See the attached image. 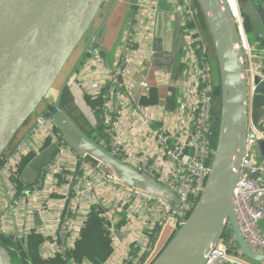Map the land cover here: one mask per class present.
Listing matches in <instances>:
<instances>
[{
  "label": "built area",
  "instance_id": "2783aa9c",
  "mask_svg": "<svg viewBox=\"0 0 264 264\" xmlns=\"http://www.w3.org/2000/svg\"><path fill=\"white\" fill-rule=\"evenodd\" d=\"M226 1L245 51L250 115L254 78L264 80V51L260 59H254L255 47L247 41L238 0L236 7ZM162 2L134 4L111 54L95 44L99 32L95 33L64 85L80 107L86 97L100 100L98 118L89 106L82 109L89 127L101 128L103 138L95 145L170 190L179 201V210L123 185L110 169L102 170L78 156L64 142L51 116L35 113L27 130L0 156V235L21 243L25 250L27 239L38 238L41 260L67 257L89 214L98 209L111 235V252L102 264H150L159 253L154 242L164 224L169 222L171 228L169 240L201 195L215 149L211 144L216 89L212 56L197 29L194 2L165 0L171 16L180 14V46L173 65L163 63L164 58L156 61L161 47L155 25ZM263 139L264 119L256 126L249 119L234 190L239 232L249 248L262 253L264 235L258 222L264 219V160L255 157L253 147ZM51 147L56 148L52 161L41 168L37 183L26 187L25 170ZM253 175L261 180L252 179ZM115 231L127 235L120 241ZM205 264L255 263L238 254L228 227Z\"/></svg>",
  "mask_w": 264,
  "mask_h": 264
},
{
  "label": "water",
  "instance_id": "95a60500",
  "mask_svg": "<svg viewBox=\"0 0 264 264\" xmlns=\"http://www.w3.org/2000/svg\"><path fill=\"white\" fill-rule=\"evenodd\" d=\"M238 1L250 5L264 32V0ZM111 2L0 0V156L22 133L31 116L44 112L51 116L64 142L78 156L94 166H102V170L110 169L123 185L160 198L173 211H178L179 201L170 190L90 142L55 108L65 81L88 41L97 33ZM192 2L197 6L195 13L203 18L218 67L220 111L216 146L198 201L150 264H205L228 227L235 238L238 254L249 262L264 264V253L249 248L244 242L234 208V190L248 120L256 126L261 118L264 119V80L259 76L254 78L249 115L245 51L227 1ZM155 32L161 47L155 54L156 61L164 58L163 63L173 65L180 46V14L162 13L156 21ZM103 36L96 38V45L101 46ZM58 86L60 89L55 92ZM55 152L56 148L51 147L28 166L22 177L26 187L37 183L41 168L52 161ZM253 152L256 158L264 160V139L254 145ZM252 179L261 180L259 175H253ZM258 227L264 235V219L258 222ZM126 235L114 232L120 241ZM0 264H12L7 249L2 246Z\"/></svg>",
  "mask_w": 264,
  "mask_h": 264
},
{
  "label": "trees",
  "instance_id": "16d2710c",
  "mask_svg": "<svg viewBox=\"0 0 264 264\" xmlns=\"http://www.w3.org/2000/svg\"><path fill=\"white\" fill-rule=\"evenodd\" d=\"M239 9L241 15L243 10L241 6L243 4L239 3ZM194 7L196 3H194ZM245 14V13H244ZM198 16V22L196 26H199L204 30L205 24L201 15ZM244 31L246 36L251 32L250 25L244 24ZM202 30V31H203ZM248 41V37H247ZM249 43V42H248ZM87 105L94 112L95 116L98 118V107L100 105L99 99L85 98ZM57 110L62 112L69 122L86 137L90 142L94 144H99V140L103 138V134L100 126L93 128L89 127L86 120L78 113L74 97L71 94L69 88L64 85L59 93L57 104ZM219 111H220V88L216 87L214 92V102H213V138L211 141L212 147L216 146V138L219 123ZM30 119L24 124H28ZM17 137V136H16ZM16 137L12 140L11 144ZM10 144V145H11ZM29 159V158H28ZM99 210L93 209L88 216V219L84 225L81 232L80 239L75 244L74 248L69 252L67 257H57L55 259L44 261L41 260L37 254V245L39 239L31 237L25 241L27 244V250L22 248L21 243H12L7 237L0 235V246L7 249L12 264H69L70 261L75 263L88 262L91 264H102L110 255L111 252V235L109 232V224L106 223L101 217L98 216ZM118 227V226H117ZM227 235V228L224 231L222 237ZM231 251L232 248L230 249ZM230 251V252H231Z\"/></svg>",
  "mask_w": 264,
  "mask_h": 264
},
{
  "label": "crops",
  "instance_id": "0c3cea01",
  "mask_svg": "<svg viewBox=\"0 0 264 264\" xmlns=\"http://www.w3.org/2000/svg\"><path fill=\"white\" fill-rule=\"evenodd\" d=\"M111 1H112L111 5L109 6V9L107 10L106 15L105 16L103 15L104 17H102L103 18L102 23L99 25L98 31H97V32H99V35H101V34L104 35L103 39H102V42H101V47L103 49H105L106 51H109V53H111L112 50H114L116 45L118 44L119 35L122 33V30H123V28L125 26L126 19L129 16V14L132 12V10L134 9V4L137 3L139 0H111ZM246 6H248V11H246L245 14L248 15V16H252V21L250 22V28H251V31H254L255 40H256V42L252 45L253 47H255V52L253 54V57H254L255 60H257V59L261 58L262 52L264 51V38L262 37L264 32L262 31L261 26L259 24V21H258L256 15L254 14V12L252 11L250 5H246ZM160 9H161L162 13L170 10L165 5V0H163ZM110 10L111 11L113 10L112 13H111L112 16H114V17L117 16L118 17L117 21L118 22L120 21L119 23L121 24V28H122V29L120 28L121 30H116L113 27L111 22L106 23V20L108 18L107 16L109 15ZM243 28H244V26H243ZM197 29H198L202 39L204 40V42L207 45H209L208 42H209L210 39H209L206 27L203 30L199 26V23H198ZM261 34H262V36H261ZM245 35H246V33H245ZM246 38H247V36H246ZM210 53H211V56H212L213 55V50L212 49L210 50ZM26 126H27V124L25 125L24 129L26 128ZM25 130H27V128ZM170 234H169V231H168V233H165L163 235L161 242L160 243L157 242V246H156V248H158L157 250H159V248H161L163 245L166 244ZM158 241H159V239H158Z\"/></svg>",
  "mask_w": 264,
  "mask_h": 264
},
{
  "label": "rangeland",
  "instance_id": "374dc122",
  "mask_svg": "<svg viewBox=\"0 0 264 264\" xmlns=\"http://www.w3.org/2000/svg\"><path fill=\"white\" fill-rule=\"evenodd\" d=\"M115 4V3H114ZM238 6H240L239 5V1H238ZM114 7V6H113ZM241 8H242V10H243V14L241 15V12H240V18H241V21H242V24L244 25V24H247V25H250V22L252 21V16H248V15H246V14H244L246 11H248V6H246V5H242L241 6ZM113 11V10H112ZM112 11L110 10V13H109V15L107 16L108 18H107V20H106V23H108V22H111L112 23V25H113V27L116 29V30H121L122 28H121V24L117 21L118 20V17L116 16V17H114V16H112ZM254 17V16H253ZM121 28V29H120ZM261 36H262V34H261ZM248 37V42H249V44L250 45H253L255 42H256V40H255V33H254V31H251L250 33H249V35L247 36ZM263 38H264V34H263V36H262ZM261 37V38H262ZM115 42V41H114ZM117 42V41H116ZM209 49L211 48L212 50H213V47H212V44H211V41L209 40ZM210 49V50H211ZM212 53V52H211ZM259 53V52H258ZM257 53V54H258ZM261 53V52H260ZM111 54V53H110ZM212 72H213V75H214V77H215V85H216V87H218L219 86V88H220V85H219V75H218V67H217V62H216V59H215V55H214V50H213V55H212ZM60 82V81H59ZM67 81H65V83H66ZM64 83V84H65ZM62 84V83H61ZM60 89V86H58L56 89H55V92H56V90H59ZM55 93H53L52 95H54ZM85 100V99H84ZM84 106L86 107V105H87V103H86V101H84ZM75 106H76V109H77V111H78V113L84 118V116H83V112H82V109H83V107H80L79 105H77V104H75ZM88 106V105H87ZM19 135V134H18ZM168 231H169V234L171 233V228H170V225H169V222H166L165 224H164V226L162 227V229L160 230V232H159V236H158V239H159V241L157 240V242L158 243H160L161 242V240H162V237H163V235L165 234V233H168ZM157 242L155 241L154 242V246H157ZM156 244V245H155ZM164 246V245H163ZM162 246V247H163ZM161 247V248H162ZM161 248H159V250H157L158 248H156L155 247V251L157 252V251H160L161 250ZM84 262V261H83Z\"/></svg>",
  "mask_w": 264,
  "mask_h": 264
},
{
  "label": "bare ground",
  "instance_id": "6f19581e",
  "mask_svg": "<svg viewBox=\"0 0 264 264\" xmlns=\"http://www.w3.org/2000/svg\"><path fill=\"white\" fill-rule=\"evenodd\" d=\"M230 1V3L234 6V7H236L235 6V0H229Z\"/></svg>",
  "mask_w": 264,
  "mask_h": 264
},
{
  "label": "flooded vegetation",
  "instance_id": "af4514ba",
  "mask_svg": "<svg viewBox=\"0 0 264 264\" xmlns=\"http://www.w3.org/2000/svg\"><path fill=\"white\" fill-rule=\"evenodd\" d=\"M168 37L173 38L172 35H168Z\"/></svg>",
  "mask_w": 264,
  "mask_h": 264
}]
</instances>
